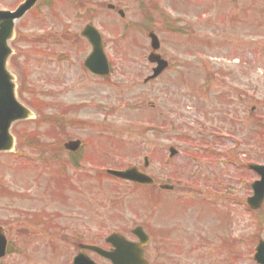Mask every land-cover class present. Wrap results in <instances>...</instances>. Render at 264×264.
I'll use <instances>...</instances> for the list:
<instances>
[{"label":"rangeland","instance_id":"obj_1","mask_svg":"<svg viewBox=\"0 0 264 264\" xmlns=\"http://www.w3.org/2000/svg\"><path fill=\"white\" fill-rule=\"evenodd\" d=\"M76 1L39 0L16 23L10 70L35 116L14 125L16 149L0 153L2 264H73L80 243L106 247L136 225L153 238L151 264H256L264 205L247 204L259 179L247 166L264 164V0ZM89 22L109 77L84 68ZM150 31L171 66L144 83ZM72 139L85 143L76 157L59 147ZM146 156L147 172L173 190L105 174L145 170Z\"/></svg>","mask_w":264,"mask_h":264},{"label":"water","instance_id":"obj_2","mask_svg":"<svg viewBox=\"0 0 264 264\" xmlns=\"http://www.w3.org/2000/svg\"><path fill=\"white\" fill-rule=\"evenodd\" d=\"M36 1L37 0H26L21 7L13 13L0 11V151H8L14 148V137L10 134L12 123L33 116V113L29 109L16 100V93H14L15 84L12 82V74L7 69V58L11 54V50L8 47V40L12 38L14 33V20L21 18L28 9L33 7ZM83 35L90 38L94 46V51L90 54L85 63L86 67L100 76L109 74L110 68L108 67V59L104 54L101 35L98 34L92 25L86 28ZM151 38L153 49H158L160 43L156 34L152 33ZM150 60L152 62L157 61L158 64H160L158 68H155L154 76L151 77L156 78L159 73L166 69L168 64L162 61L158 54H153ZM78 145H80L79 141H72V143H67L66 147L75 150ZM170 150L172 155L177 153L174 148ZM249 167L258 172L261 176V180H257V182L252 185L254 195L248 198L250 206L253 209H258L264 203V166L256 164L250 165ZM108 173L126 180L130 179L146 184L152 183V179L144 173H141L136 167L128 168L126 171L108 170ZM163 187L169 188L168 186ZM134 232L142 238L141 244L127 242L122 234H111L107 238V241L113 244L115 247L114 250L105 252L100 248L89 245L84 248H89L100 253L108 260H111L113 264H148L144 259V248L142 247L143 244L147 243L148 237H146L143 231L137 230ZM259 243L255 257L260 264H264V240H260ZM6 244L5 234L1 231L0 258L5 255ZM74 262L75 264H97L84 254L78 255Z\"/></svg>","mask_w":264,"mask_h":264},{"label":"flooded vegetation","instance_id":"obj_3","mask_svg":"<svg viewBox=\"0 0 264 264\" xmlns=\"http://www.w3.org/2000/svg\"><path fill=\"white\" fill-rule=\"evenodd\" d=\"M73 155H76V154H73ZM157 184H154V185H150V187H156ZM142 186V185H141ZM149 187V188H150ZM135 238V237H134Z\"/></svg>","mask_w":264,"mask_h":264}]
</instances>
